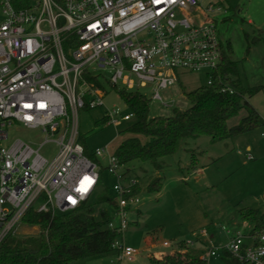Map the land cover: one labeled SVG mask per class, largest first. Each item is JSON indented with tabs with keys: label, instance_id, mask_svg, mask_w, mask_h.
Instances as JSON below:
<instances>
[{
	"label": "built area",
	"instance_id": "2783aa9c",
	"mask_svg": "<svg viewBox=\"0 0 264 264\" xmlns=\"http://www.w3.org/2000/svg\"><path fill=\"white\" fill-rule=\"evenodd\" d=\"M225 9L203 8L198 0H33L26 8L0 0V242L35 202L38 212H67L92 196L100 174L97 160L78 142V111L101 107V80L127 91L149 86L158 101L160 90L177 83V70L201 73L211 85L222 62L216 24ZM131 117L103 111L106 125ZM15 126L40 129L45 139L37 148L7 143ZM47 142L56 146L49 159L39 152ZM103 153L105 148L91 151L95 159ZM107 162L115 179L107 228L120 237L138 203L135 181L122 185L123 166L114 156ZM221 232L226 243L214 246L208 231H200L198 241L206 247L200 259L224 251L240 263L264 264V231L241 222ZM118 237L111 244L118 260L132 261L138 252Z\"/></svg>",
	"mask_w": 264,
	"mask_h": 264
},
{
	"label": "rangeland",
	"instance_id": "374dc122",
	"mask_svg": "<svg viewBox=\"0 0 264 264\" xmlns=\"http://www.w3.org/2000/svg\"><path fill=\"white\" fill-rule=\"evenodd\" d=\"M205 8L210 4H219L224 8L233 6L217 16L216 29L219 40L226 48L232 49V58L236 62L237 75L244 88L260 87V90L248 98V103L264 121V0H198ZM225 19V20H224ZM224 20V21H223ZM249 20L251 25H246ZM248 48V49H247ZM103 75L107 78L108 73ZM177 83L160 90V101L152 99L149 86L136 89L148 100V116L167 117L172 109L186 110L189 103L183 92L192 91L205 85L203 74L177 70ZM102 81L105 95L101 107L78 111V135L88 151L104 149L106 153L97 160L100 179L89 203L103 209L110 218L113 209L106 204L96 203L102 195L114 197L111 186L114 177L106 170L108 156H113L118 144L131 135L125 132L134 118L128 121L117 120L115 125H106L103 111L118 109L122 115L130 114L123 101L107 83ZM118 89L122 87L117 86ZM135 91V90H134ZM246 116L242 109L226 123L228 128L238 125ZM264 125L241 135L212 142L209 137L181 141L178 151L164 158L163 168L155 171L150 164L133 162L128 164L126 179L128 184L134 177L148 176V179L161 177L159 192H147L146 182L135 196L138 203L128 211V228L118 237L125 246L138 252L132 261H118L114 251L91 256L71 264H151V259H159L178 249L180 244L191 242L188 246L193 255L201 258L206 247L198 241L202 230H209L212 245L226 243V235L221 227L232 229L241 221L236 216L243 208L257 209L264 213ZM45 139L40 129H27L15 126L8 130V142L20 140L37 148ZM249 147L247 149L246 147ZM39 152L47 159L56 152L52 142L41 145ZM249 155L250 160H247ZM40 205L37 201L33 209ZM17 237L33 236L37 228H27L21 223L12 228ZM166 242L169 247H162ZM206 264H227L221 253L205 259Z\"/></svg>",
	"mask_w": 264,
	"mask_h": 264
},
{
	"label": "trees",
	"instance_id": "16d2710c",
	"mask_svg": "<svg viewBox=\"0 0 264 264\" xmlns=\"http://www.w3.org/2000/svg\"><path fill=\"white\" fill-rule=\"evenodd\" d=\"M11 2L15 8H26L33 0ZM226 8L229 11L235 10L234 7ZM221 54L222 62L211 85L183 92L189 108L172 109L167 117L149 118L148 100L144 96L137 91L112 87L134 118L125 129L131 137L121 141L113 155L119 165L126 168L133 162L148 163L155 171H160L163 168L162 160L174 155L183 140L207 136L212 142H216L264 125V121L248 103V98L256 94L260 87L244 88L237 75L236 62L232 59V49L228 44L226 48L221 47ZM242 109H245L246 116L238 125L228 128L227 121ZM78 142L83 145L84 154L96 161L80 138ZM124 171L128 172L127 169ZM147 177L133 178V195L140 192L141 183L147 181ZM161 183V177L148 179L145 189L147 192H159ZM96 203L114 208V200L109 195L98 197ZM236 216L241 222H246L252 232L264 231V213L257 209L243 208L237 211ZM110 219L105 210H96L93 203H89V199L79 208L67 212H38L30 208L20 223L27 228H37L38 233L17 237L12 231L9 232L0 242V264H71L91 256L112 251L117 253L111 244L118 235L107 228ZM221 258L227 264H248L238 262L224 251L221 252ZM151 264L206 262L193 255L188 246L182 243L171 254L151 259Z\"/></svg>",
	"mask_w": 264,
	"mask_h": 264
},
{
	"label": "crops",
	"instance_id": "0c3cea01",
	"mask_svg": "<svg viewBox=\"0 0 264 264\" xmlns=\"http://www.w3.org/2000/svg\"><path fill=\"white\" fill-rule=\"evenodd\" d=\"M228 7H231V8H233V6H228ZM231 11H232V10H231ZM224 20H225V19H224ZM224 20H223V21H224ZM246 25H251V22H250L249 20H247V21H246ZM228 44H229V43H228ZM232 59H233V58H232ZM246 148H247V149H249V147H248V146H247ZM235 226H238V225H237V224H235L233 227H235Z\"/></svg>",
	"mask_w": 264,
	"mask_h": 264
}]
</instances>
